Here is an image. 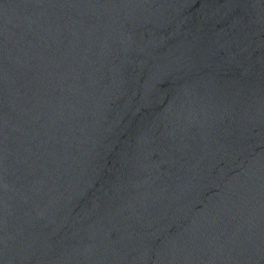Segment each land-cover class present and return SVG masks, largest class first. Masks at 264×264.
Instances as JSON below:
<instances>
[{"label":"water","instance_id":"obj_1","mask_svg":"<svg viewBox=\"0 0 264 264\" xmlns=\"http://www.w3.org/2000/svg\"><path fill=\"white\" fill-rule=\"evenodd\" d=\"M0 264H264V0H0Z\"/></svg>","mask_w":264,"mask_h":264}]
</instances>
